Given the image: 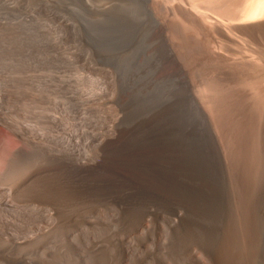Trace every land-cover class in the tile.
I'll return each instance as SVG.
<instances>
[{
	"label": "rangeland",
	"instance_id": "rangeland-1",
	"mask_svg": "<svg viewBox=\"0 0 264 264\" xmlns=\"http://www.w3.org/2000/svg\"><path fill=\"white\" fill-rule=\"evenodd\" d=\"M257 1L0 0V264H264Z\"/></svg>",
	"mask_w": 264,
	"mask_h": 264
},
{
	"label": "bare ground",
	"instance_id": "bare-ground-1",
	"mask_svg": "<svg viewBox=\"0 0 264 264\" xmlns=\"http://www.w3.org/2000/svg\"><path fill=\"white\" fill-rule=\"evenodd\" d=\"M255 12L256 15H263L264 14V0H258L255 6ZM113 17V16H112ZM111 18V17H110ZM107 19V18H106ZM121 19V18H120ZM117 20V19H116ZM122 20V19H121ZM120 20V21H121ZM112 21V19H111ZM115 21V20H114ZM106 22V20H105ZM110 22V21H109ZM106 22L104 24H92L89 22V29L90 33L92 35L91 38L96 39V41H99L100 44L104 45V41L106 45H109L110 48H118L120 50V47L125 46L127 48L128 45L133 44L134 40L136 39L134 37V29L131 31H126V28L129 29L130 27L123 25L121 22L118 21V23H109ZM116 22V21H115ZM130 24V23H129ZM126 28H125V27ZM132 26V25H131ZM138 26V25H137ZM125 28V30H124ZM136 28V27H134ZM131 29V28H130ZM136 31V30H135ZM136 36V35H135ZM135 38V39H134ZM30 39V38H29ZM33 39V38H32ZM137 40V39H136ZM26 42V41H24ZM146 42V41H145ZM97 43V42H96ZM108 46V47H109ZM133 46V45H132ZM130 47V46H129ZM102 48H105V46ZM107 48V47H106ZM142 48L141 45H137L135 47V50H140ZM123 49V48H122ZM129 49V48H128ZM117 50V49H116ZM125 50V49H124ZM123 51V50H122ZM19 52V51H18ZM121 52V51H120ZM137 54V53H136ZM135 55V54H134ZM137 57V56H136ZM108 59V58H107ZM150 60V59H149ZM147 66V65H146ZM155 96V95H154ZM161 97V96H160ZM158 100V99H157ZM69 226V225H68ZM68 234V233H67ZM56 236V235H55ZM54 236V237H55ZM58 236V235H57ZM61 239V238H60ZM61 241V240H59ZM54 242V240H53ZM57 242V241H56ZM15 264V263H14Z\"/></svg>",
	"mask_w": 264,
	"mask_h": 264
},
{
	"label": "water",
	"instance_id": "water-1",
	"mask_svg": "<svg viewBox=\"0 0 264 264\" xmlns=\"http://www.w3.org/2000/svg\"><path fill=\"white\" fill-rule=\"evenodd\" d=\"M204 142H206V139H204Z\"/></svg>",
	"mask_w": 264,
	"mask_h": 264
}]
</instances>
